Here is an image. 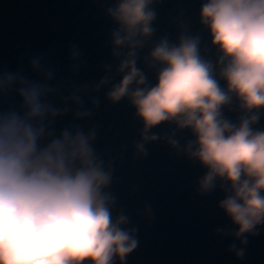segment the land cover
Returning a JSON list of instances; mask_svg holds the SVG:
<instances>
[{
	"label": "clouds",
	"instance_id": "clouds-1",
	"mask_svg": "<svg viewBox=\"0 0 264 264\" xmlns=\"http://www.w3.org/2000/svg\"><path fill=\"white\" fill-rule=\"evenodd\" d=\"M158 0H117L107 10L118 25L112 33L113 56L122 79L113 84L107 99H128L144 130L137 153L146 155L145 143L158 139L149 130L170 122L188 128L195 136L186 152L207 169L199 184L201 193L216 182L226 187L220 209L238 229L233 235L241 247L229 251L238 258L245 253L247 235L264 224V131H253L264 109V0H205L201 23L220 53L221 89L211 63L199 55V39L181 36L178 45L167 38L156 44L147 58L149 66L161 65L157 83L147 87L137 68L138 52L151 37L156 13L150 7ZM126 50V51H125ZM79 49L69 50L71 70L79 69ZM30 69L40 79H29L22 70L0 72V94L15 90L20 109L0 112V264H123L137 247L135 229L128 217L112 218L115 203L103 190L111 183L92 147L96 129L78 126L54 136L51 125L74 105V119L92 115L99 100L85 106L84 95L110 83L70 85V94L58 107L50 97L61 93L53 84L55 72L42 56H32ZM233 96L244 112L239 125L222 118L221 108ZM51 137L46 146L40 141ZM175 146L176 141H170ZM150 214V209L147 210ZM222 230L217 229V234Z\"/></svg>",
	"mask_w": 264,
	"mask_h": 264
},
{
	"label": "water",
	"instance_id": "water-1",
	"mask_svg": "<svg viewBox=\"0 0 264 264\" xmlns=\"http://www.w3.org/2000/svg\"><path fill=\"white\" fill-rule=\"evenodd\" d=\"M117 0H0V72L22 70L29 79L40 77L30 69L32 56H42L44 63L54 72V85L61 93L50 97L63 107L62 97L70 94V85L98 84L105 76L106 66L110 83L98 91L84 95L85 106L91 108L92 98L99 100L90 117L74 119L75 107L57 117L51 125L54 136L65 128L79 127L87 132L96 129L93 142L95 154L110 170L111 183L103 191L110 193L115 203L111 208L113 220L121 213L128 217V229H135L137 247L124 258L123 264H264V224L247 235L242 258L229 248L240 240L233 235L238 231L220 209L226 198V187L220 181L207 193H201L199 184L207 169L186 152L195 136L188 128L179 129L165 122L149 130L148 135L158 137L145 143L146 155L137 153L142 142L144 126L136 109L128 99L112 103L107 94L122 76L116 69L120 60L113 56L112 33L118 25L107 10ZM205 0H158L150 7L156 16L151 27L153 33L139 50L137 68L146 77L147 87H154L162 67H150L147 58L152 48L163 38L170 45H178L181 36L199 39V55L213 66L214 78L221 89L226 82L221 78L220 53L212 45L209 30L201 23L200 11ZM79 49V69L71 70L69 50ZM126 51V50H125ZM22 101L15 90L0 94V112L20 109ZM222 118L240 123L244 112L233 96L221 108ZM253 131H264V109ZM51 137L40 141V147ZM176 141L173 146L170 141ZM150 209V214L148 213ZM217 229L222 230L217 234ZM113 264H121L114 258Z\"/></svg>",
	"mask_w": 264,
	"mask_h": 264
}]
</instances>
